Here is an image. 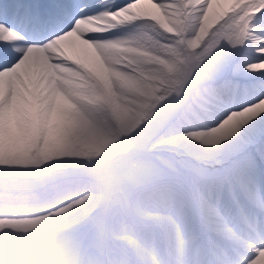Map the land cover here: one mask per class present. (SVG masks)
Masks as SVG:
<instances>
[{"label": "snow or ice", "instance_id": "snow-or-ice-1", "mask_svg": "<svg viewBox=\"0 0 264 264\" xmlns=\"http://www.w3.org/2000/svg\"><path fill=\"white\" fill-rule=\"evenodd\" d=\"M161 23L172 30L165 35L189 42L186 100L198 98L204 113L202 129L190 130L236 121L214 151L181 146L196 177L195 211L210 223L224 221L233 233L213 264H259L264 192L253 172L257 159L264 165V0H0L6 147L21 132L85 110L116 44L163 32Z\"/></svg>", "mask_w": 264, "mask_h": 264}, {"label": "rangeland", "instance_id": "rangeland-1", "mask_svg": "<svg viewBox=\"0 0 264 264\" xmlns=\"http://www.w3.org/2000/svg\"><path fill=\"white\" fill-rule=\"evenodd\" d=\"M167 32L170 31H165L163 28V32H158L154 36L145 35L140 39L129 41L136 52L140 53V63H137L132 71L130 70V72L135 71L133 74L138 77L136 80L138 88L135 92L131 91L123 95L134 96L137 105L145 108L146 116L118 121L101 110L94 122L97 125V134L102 135H98L97 140L99 138L102 140L97 141L94 145L95 149L89 152H76L69 160H65L61 152L50 151L40 160L37 158L43 162L44 166L41 169L32 168V163L21 167L0 166V174L54 171L62 179L52 196L58 206L65 209L63 213L65 216L71 214L77 206L73 199L88 194L99 197L101 201L96 203L97 206L92 203L86 204L83 206L85 210L83 216L64 226L83 251L91 253L96 259L107 260L110 264H119V258L113 250V246L122 245L121 241L114 239L113 234L117 231H124V236L129 242L137 243L142 250L146 249L152 258L151 264L183 262L181 260L177 263L176 255L169 248L171 244L176 243L162 235L164 227L159 221L156 229L161 234L159 233L157 239H153V236L150 241L154 244L151 247L157 253L150 248L147 249L144 240L147 231L144 226L151 228V225L137 213L136 209L144 206L148 212L158 211L162 215L163 223L169 221L172 214L181 218L187 210H194L191 185L196 177L190 171L189 165L184 162L185 158L181 152L182 144L186 143L179 142L178 138H172L171 135L188 134L191 131L209 132L217 129V127H209L203 130H190L202 129L204 113L198 98L193 97L190 102L186 100L192 79V72L187 68L190 55L189 43L183 37L172 39L164 34ZM157 113L158 116L162 114V121L158 125L153 124L148 130L139 132L147 123H154L152 118ZM209 134L212 145L206 147L207 149L190 142L187 144L201 152L214 151L222 143L214 142L216 135L211 132ZM199 135L201 134L197 136ZM33 157V161H37L36 154ZM193 164L197 168L200 167L196 162ZM205 167L210 169L212 164L208 163ZM253 175L255 179L264 180V165H261L258 159ZM198 226L199 239L197 242L190 241L189 243L192 244L188 249L184 246L185 251L190 254L188 256L190 259L198 247L203 252V246L206 245L207 249L204 253L207 251V255L204 261L200 260V262L213 264L215 260L221 259L217 255L219 244L234 239L233 234L222 233L219 229L215 230L216 233L209 234L206 232L205 224L204 227L202 224ZM221 237L226 238L225 242L220 239ZM185 238L182 239V243L188 244ZM211 240L215 249L209 247ZM192 261L193 259H190L189 263L184 260L182 264H191Z\"/></svg>", "mask_w": 264, "mask_h": 264}, {"label": "bare ground", "instance_id": "bare-ground-1", "mask_svg": "<svg viewBox=\"0 0 264 264\" xmlns=\"http://www.w3.org/2000/svg\"><path fill=\"white\" fill-rule=\"evenodd\" d=\"M161 26L165 31H172L166 23H161ZM136 51L137 50L132 44L129 43V41L116 44L109 59V67L98 78L89 97L87 98V108L85 110H74L66 112L59 116L56 120L40 125L34 130L21 132L14 138V143H11L7 147L5 144V133L3 127L0 126V163L5 160H15L16 163L11 164L10 166L21 167L28 166L27 164L32 163V168L41 169L44 165L43 162L39 160L43 155H45V153H48L50 151L61 152V154L64 155L65 160H69L71 156L76 154V152H89L95 149L96 147H94V145L97 143V141L102 140V138L100 139L99 137V139L97 140V136L100 134H97V125L95 124L96 122H94L95 117L101 110V112H105V114L113 117V119L118 121L124 119H138V117L146 116V113L144 112L145 108L143 109L137 105V101L134 96L129 97L123 95V93L126 94L131 91L135 92V89L138 88V84L136 82V80H138V77L133 74L135 73V71L130 72L132 68L136 67L137 63H140V53ZM235 128L236 121L230 120L217 127L218 130L212 129L209 132H211L213 135H216L215 141L213 139L214 142L217 141L223 143L225 140L231 137ZM209 132L191 131L188 134H174L171 136H173L172 138H178L179 142L181 143L183 142L187 144L190 142L193 143V145L204 146L206 148L212 145V139ZM198 134H201L202 136H197ZM35 154L36 159H39H37V161H33L32 159L34 158L33 156ZM79 157L80 156H78L77 158ZM78 161L80 160H77V162ZM255 180L257 182L258 188L262 192H264V180ZM73 200L76 201L77 206H75L76 208L71 214L66 216L64 225H68L74 220H77L78 217H80L85 211L83 206H86V204H96L98 201H101L99 197H95L89 194L79 196ZM74 201L73 203L76 204ZM224 202L226 205L229 204L227 197H225ZM136 211L140 216L144 218V220H148L149 225H151V228L147 227L146 225L144 226V229L147 231L144 238L147 249L150 248L154 253H157L151 247L154 244H151L150 241L152 240L151 238H153V236V239H157L159 233L161 234V232L156 229L158 226L156 224L159 221L164 227L162 235H164V237L170 238V240L168 239L169 241H173L176 243L175 245L171 244L169 248L176 255L177 263L181 260L183 261L182 263H184V260L190 263V259H193V264H203V262L201 263L200 260L204 261L203 259L205 255H207V251H205L204 253L205 245L203 246V252L201 251L202 249H200L196 245V247H198V250L196 251V253H194V256H191L190 259L188 258L190 254H188L184 248V246H187L186 249H188L189 245L192 244V242L191 244L189 243L190 241L197 242V239H199V224H202L203 227L205 224L206 232L209 234H211L212 232L216 233L215 230L217 229H219L222 233H232L229 229V226L224 221H213L210 223L202 216H200L195 211V209L187 210L186 214H184L181 218L172 214V218H170L169 221H166V218L164 219L166 223H163L162 215L158 211L148 212V210L144 206H140L136 209ZM212 225L216 226L217 228L213 227ZM145 232L143 233V235L145 234ZM187 234L188 236H186ZM113 236L115 241L122 242L121 246H113V250H115V254L119 258V264H151L153 262L151 256H149V252L146 249H140L137 243L129 242L127 237L124 236V231H117L113 234ZM183 238L188 240V244L182 243ZM220 239L225 242L226 238L224 239L223 237H221ZM202 240L204 242V239ZM152 243L154 242L152 241ZM209 243H211L209 244V247L215 249L213 241L211 240ZM218 252H222V249L219 248ZM259 264H264V258H261Z\"/></svg>", "mask_w": 264, "mask_h": 264}, {"label": "clouds", "instance_id": "clouds-1", "mask_svg": "<svg viewBox=\"0 0 264 264\" xmlns=\"http://www.w3.org/2000/svg\"><path fill=\"white\" fill-rule=\"evenodd\" d=\"M54 171L0 174V264H110L83 251L52 194Z\"/></svg>", "mask_w": 264, "mask_h": 264}]
</instances>
